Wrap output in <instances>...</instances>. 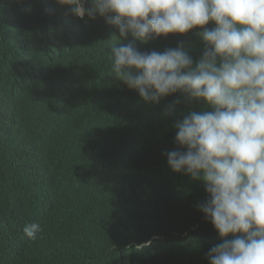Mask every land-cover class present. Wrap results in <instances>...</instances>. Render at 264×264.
Wrapping results in <instances>:
<instances>
[{"label":"trees","instance_id":"16d2710c","mask_svg":"<svg viewBox=\"0 0 264 264\" xmlns=\"http://www.w3.org/2000/svg\"><path fill=\"white\" fill-rule=\"evenodd\" d=\"M114 34L56 0H0V264H209L221 242L202 183L166 163L187 106L164 117L175 96L146 105L118 81ZM180 43L201 54L196 31L137 47Z\"/></svg>","mask_w":264,"mask_h":264},{"label":"clouds","instance_id":"9594fccd","mask_svg":"<svg viewBox=\"0 0 264 264\" xmlns=\"http://www.w3.org/2000/svg\"><path fill=\"white\" fill-rule=\"evenodd\" d=\"M56 2L118 30L107 56L111 74L142 103L175 96L164 117L187 106L166 163L203 185L206 199L197 208L221 241L207 252L209 264H264V0ZM191 31L203 41L195 59L182 43L137 47ZM23 232L36 240L43 229L31 223Z\"/></svg>","mask_w":264,"mask_h":264}]
</instances>
